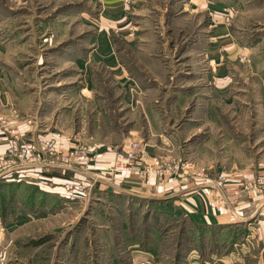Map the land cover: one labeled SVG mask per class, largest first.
<instances>
[{
    "label": "rangeland",
    "instance_id": "374dc122",
    "mask_svg": "<svg viewBox=\"0 0 264 264\" xmlns=\"http://www.w3.org/2000/svg\"><path fill=\"white\" fill-rule=\"evenodd\" d=\"M123 1L117 30L99 0H0V115L33 126L9 136L1 116L3 142L135 141L139 165L203 184L188 188L202 201L221 187L244 220L229 233L169 215L164 188L132 195L112 164L100 182L92 168L34 171L0 178V264H264V0ZM103 34L127 79L97 60Z\"/></svg>",
    "mask_w": 264,
    "mask_h": 264
},
{
    "label": "crops",
    "instance_id": "0c3cea01",
    "mask_svg": "<svg viewBox=\"0 0 264 264\" xmlns=\"http://www.w3.org/2000/svg\"><path fill=\"white\" fill-rule=\"evenodd\" d=\"M101 3V22L107 24V28L116 25L118 27L117 30H122L123 21L125 16V1L123 0H99ZM200 9L198 7L195 8ZM102 43H100V48H98V56L97 60L104 63L107 67H110L112 70H115V74L117 77L121 79H127V71L126 69L121 66L119 63V58L116 56L114 49L112 48L109 39L104 36H100ZM97 52V51H96ZM90 55V53H89ZM91 56V55H90ZM91 57V59L95 58ZM224 70L217 68L215 72L210 73V80L212 87L224 84L223 78H225ZM88 78V77H87ZM224 86V85H223ZM222 95L226 96L225 99L230 98L226 92L229 91V85L227 84L225 87H221ZM84 91L90 92L88 89H84ZM12 108H14L12 106ZM7 109V108H6ZM14 115L12 114H5L1 116H8L7 119L10 121L9 125L11 130L9 132V136H19L22 132H29L32 127L27 125L24 120L20 118V116L14 110ZM2 118V117H1ZM29 126V127H28ZM3 132H0V154L4 153L7 149L9 142H3ZM94 147H90L93 154L96 157V161L93 164L92 169L95 172L92 173V176H96L97 180L100 182L102 175L100 170H104L107 166H111L114 161V153L115 151L112 149L113 147L104 145L102 143L92 144ZM156 148H148V151H155ZM108 162V165L107 163ZM99 172V173H98ZM125 176L129 175L130 179L126 180L125 183L134 184L137 186L131 185H124L128 193L134 195L138 194L143 198H150L155 196L156 193L165 192L164 194H168L165 197V203H161L158 206L165 207L171 211L169 215L178 216V214H183L184 216H188L191 218V223L195 224L198 227H216L214 230L219 229L220 231H228L231 233V229L235 230V223L242 222L244 220L243 217H240V213L235 212L232 208L231 210V197L225 195L222 192L221 187H217L219 192L221 193V197L211 198V196H215V191L212 194H207V199H199L197 193L193 192V189L188 191V188L195 187L194 189H199L205 187L201 183H183L180 185L173 186L172 183H167L166 177L162 180L161 177L157 176V174H151L150 181L147 183L148 187H143L141 182L136 179V176H139L136 171H128L124 173ZM54 177V178H53ZM56 176L46 177L48 180L55 179ZM139 179V177H137ZM56 180V179H55ZM143 181V180H142ZM109 182V181H108ZM180 182H182L180 180ZM112 184V182H109ZM143 183V182H142ZM108 184V183H107ZM212 185V184H211ZM216 185V184H215ZM210 186V185H209ZM214 186V184L212 185ZM227 190H230L231 183L227 185ZM160 188V189H159ZM145 190V191H143ZM195 191V190H194ZM210 200V206L207 205V201ZM223 201V202H222ZM204 204H203V203ZM208 206V207H207ZM207 207V209H206ZM225 207V208H224ZM173 211V214H172ZM194 213V214H193ZM232 213V215H231ZM191 214V215H190ZM209 218V219H207ZM232 224V225H231ZM210 228V227H208ZM231 239V237H230ZM231 254V250L229 251Z\"/></svg>",
    "mask_w": 264,
    "mask_h": 264
},
{
    "label": "built area",
    "instance_id": "2783aa9c",
    "mask_svg": "<svg viewBox=\"0 0 264 264\" xmlns=\"http://www.w3.org/2000/svg\"><path fill=\"white\" fill-rule=\"evenodd\" d=\"M53 144L52 140L38 139H33L23 144L18 143L16 139L10 141L4 153L0 154V178H9L13 175L24 177L29 172L48 171L49 169H60L63 173L66 171L75 172L74 175L76 176L80 172L79 169L87 171L92 168L96 161L90 146L83 144L61 151L57 148L54 149ZM139 152L143 153L137 142L127 143L120 151L115 153L110 171H136L139 176L149 183V176L153 171L149 167L139 165L142 162H137L136 155ZM46 154H49L50 157L46 158ZM75 162L81 164V166L75 167ZM166 173L168 174L167 176H171V173L166 170L154 171V174L162 175L163 177H166ZM73 185L76 186V189H79L76 182H69V188H72Z\"/></svg>",
    "mask_w": 264,
    "mask_h": 264
},
{
    "label": "bare ground",
    "instance_id": "6f19581e",
    "mask_svg": "<svg viewBox=\"0 0 264 264\" xmlns=\"http://www.w3.org/2000/svg\"><path fill=\"white\" fill-rule=\"evenodd\" d=\"M132 142V141H131ZM120 170H124V169H120Z\"/></svg>",
    "mask_w": 264,
    "mask_h": 264
}]
</instances>
